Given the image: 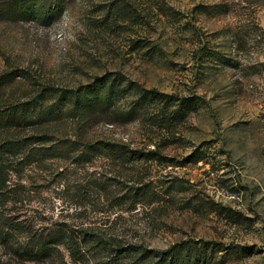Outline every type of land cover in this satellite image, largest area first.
Returning <instances> with one entry per match:
<instances>
[{
  "label": "rangeland",
  "instance_id": "rangeland-1",
  "mask_svg": "<svg viewBox=\"0 0 264 264\" xmlns=\"http://www.w3.org/2000/svg\"><path fill=\"white\" fill-rule=\"evenodd\" d=\"M116 6L122 16L114 15ZM15 69L30 81L72 89L114 71L198 104L176 127L172 145L158 146L137 122L95 126L89 137L161 158L124 169L96 155L82 165L58 161L25 170L36 191L26 208L65 211L75 201L61 186L96 176L98 186L87 188L111 219L120 212L115 200L141 185L131 179L137 174L154 196L135 210L120 208L129 240L156 250L178 246L183 254L207 242L199 262L264 264V2L72 0L50 26L0 19V74ZM29 80L14 82L11 91L19 94ZM4 259L0 248V264Z\"/></svg>",
  "mask_w": 264,
  "mask_h": 264
},
{
  "label": "trees",
  "instance_id": "trees-1",
  "mask_svg": "<svg viewBox=\"0 0 264 264\" xmlns=\"http://www.w3.org/2000/svg\"><path fill=\"white\" fill-rule=\"evenodd\" d=\"M71 2L3 0L0 19L50 26ZM114 12L122 16L119 7ZM29 79L17 69L0 74V248L6 255L1 264L12 260L19 264H209L208 260L197 261L199 256L206 257L207 242L201 250L190 244L183 254L178 246L156 250L128 239L122 207L135 210L141 199L154 196L137 174L131 179L141 185L115 200L121 209L111 219L87 188L98 186L100 177L94 176L85 185L63 184L61 193L72 198L75 206L56 215L25 207L36 191L26 184L28 176L22 177L25 170H41L58 161L82 165L96 155L124 169L140 159H159L155 151L89 137L88 131L97 125L137 122L144 133L156 135L158 146L172 145L179 139L176 127L198 108L197 98L147 89L114 71L75 89ZM20 80L29 81L16 95L11 85Z\"/></svg>",
  "mask_w": 264,
  "mask_h": 264
}]
</instances>
